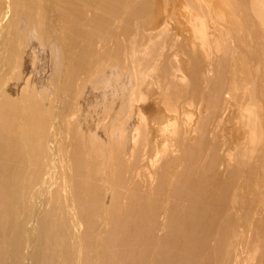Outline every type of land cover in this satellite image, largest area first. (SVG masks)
<instances>
[{"label": "bare ground", "instance_id": "1", "mask_svg": "<svg viewBox=\"0 0 264 264\" xmlns=\"http://www.w3.org/2000/svg\"><path fill=\"white\" fill-rule=\"evenodd\" d=\"M0 264H264V0H0Z\"/></svg>", "mask_w": 264, "mask_h": 264}]
</instances>
